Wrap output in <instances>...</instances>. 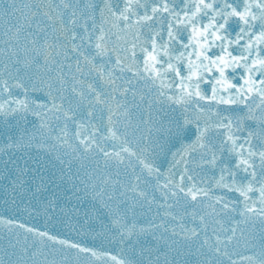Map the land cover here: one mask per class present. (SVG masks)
Instances as JSON below:
<instances>
[{
	"label": "snow or ice",
	"instance_id": "snow-or-ice-1",
	"mask_svg": "<svg viewBox=\"0 0 264 264\" xmlns=\"http://www.w3.org/2000/svg\"><path fill=\"white\" fill-rule=\"evenodd\" d=\"M0 264H264V0H0Z\"/></svg>",
	"mask_w": 264,
	"mask_h": 264
}]
</instances>
